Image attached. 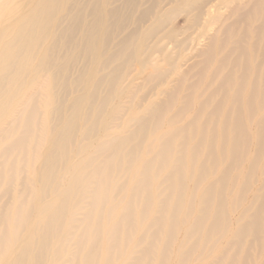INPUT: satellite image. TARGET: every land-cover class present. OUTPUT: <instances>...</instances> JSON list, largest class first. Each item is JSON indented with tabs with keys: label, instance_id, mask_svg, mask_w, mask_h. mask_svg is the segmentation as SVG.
<instances>
[{
	"label": "bare ground",
	"instance_id": "1",
	"mask_svg": "<svg viewBox=\"0 0 264 264\" xmlns=\"http://www.w3.org/2000/svg\"><path fill=\"white\" fill-rule=\"evenodd\" d=\"M17 2L0 264H264V0Z\"/></svg>",
	"mask_w": 264,
	"mask_h": 264
},
{
	"label": "rangeland",
	"instance_id": "2",
	"mask_svg": "<svg viewBox=\"0 0 264 264\" xmlns=\"http://www.w3.org/2000/svg\"><path fill=\"white\" fill-rule=\"evenodd\" d=\"M23 0H18L17 3L13 4V8H17L21 6V2ZM221 2V1H220ZM218 2V3H220ZM246 4L248 8H252V3L250 2V0H246ZM223 10H222V14H223V21L227 19V21L225 22V25H229L231 18H232V23L234 22L235 18L233 16H230V12H231V8L230 7H226L229 6L228 4L225 3H221L220 5ZM242 13H244V11L241 10ZM175 25L179 28V30L181 31L182 36L178 37V40L182 41L185 38L192 36V37H197V35L200 34V30H197L196 32H194V30H188L189 29V24L186 23L185 21H183V19L178 20ZM246 27V24H244L243 22L240 23L237 27L238 32H242L243 29ZM219 28V27H218ZM218 28H216V31L218 30ZM241 28V29H239ZM133 28H130L129 30H133ZM187 31L186 34H184V32ZM184 34V35H183ZM216 34L215 31H211L208 35L204 36L203 39L198 40V42L196 43L197 45H195V48L197 51H195V53H189L188 57L186 56V58L183 59H191V61L185 66V69H188V66H190L191 63H194L195 61L200 60L198 57H196V55L199 52H204V50H206L209 47V41L211 38L214 37V35ZM179 50H176V52H178ZM198 52V53H197ZM201 58V57H200ZM203 60V58H201ZM185 63V62H184ZM138 84V83H137ZM172 86V85H171ZM166 90V89H164ZM251 196L248 197V200H250Z\"/></svg>",
	"mask_w": 264,
	"mask_h": 264
}]
</instances>
